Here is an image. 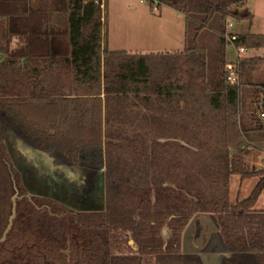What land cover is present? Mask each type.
<instances>
[{"label": "trees", "instance_id": "16d2710c", "mask_svg": "<svg viewBox=\"0 0 264 264\" xmlns=\"http://www.w3.org/2000/svg\"><path fill=\"white\" fill-rule=\"evenodd\" d=\"M159 1L186 16L183 52L103 49L106 4L93 0H0L4 127L26 147L64 150L53 169L65 166L73 175L74 167H83L87 181L105 166L104 208L72 209L50 194L31 198L9 142L0 137V237L13 195L21 197L0 244V264H144L142 253L154 254L156 264H204L200 254L181 251L183 233L198 213L211 214L218 227L204 252L231 253L223 264H264V209L254 208L264 191V170L250 169L231 151L244 152V138L264 130V74L258 83L247 79L261 103L251 115L255 126L242 130L238 122L243 75L261 69L264 56L242 60L239 85L229 84L225 72L228 20L252 23L254 15L248 0ZM237 33L239 45L264 46V33ZM14 38L21 45L12 48ZM133 98L159 101L162 115L153 130L172 140L141 142L142 128L131 126L136 117L127 110ZM204 126L210 141L199 135ZM26 159L20 157L25 168ZM233 174L241 182L258 178L249 196L235 203ZM129 234L138 253L129 254Z\"/></svg>", "mask_w": 264, "mask_h": 264}, {"label": "rangeland", "instance_id": "374dc122", "mask_svg": "<svg viewBox=\"0 0 264 264\" xmlns=\"http://www.w3.org/2000/svg\"><path fill=\"white\" fill-rule=\"evenodd\" d=\"M248 10L254 15L253 22L250 23L248 20L238 21L235 20L236 26L234 27V31L237 32H254V33H264V0H248L247 3ZM164 12L167 9V7H163ZM154 13L159 14L160 11H152V8L150 5L146 2H141V0H107L106 1V11L104 18L107 19V21L104 22V42H106L105 45H108V41L117 44L123 47H131L136 48L138 47L141 49H153L149 50V52H162L165 48H169L168 44L166 43L165 36L161 34L158 26L156 24H148L145 23V18H147L146 14L148 13ZM170 23L167 22V26L169 27ZM238 27V28H237ZM21 45V42L19 39L14 38L11 42V47L15 48ZM170 45V44H169ZM146 47V48H145ZM261 53H264V46L261 48ZM170 51V50H168ZM228 60L232 59L234 57V52L232 50H229ZM259 56V55H258ZM211 60V58H210ZM211 63V61H210ZM217 65L224 70V64L222 62H217ZM220 73V71H219ZM245 73V72H244ZM243 73V74H244ZM264 74V66L256 70L252 73L243 75V81L244 85L241 88V97L238 103V122L240 128L243 130L244 126L246 127H253L255 125L251 124V115L252 112H256L257 107L259 106V103L257 101L255 91L251 85H249V81L247 79L250 77V79L254 83H258ZM250 75V76H249ZM8 96H14V93H11V95ZM130 108H127V110L131 111V118H135V121L132 122L131 126H138L142 128V134L144 141L141 140V142H147L149 146L151 142H167L172 140L173 137L169 136H163L161 132L154 131L153 127L154 125L159 124V118L160 115H162V109L160 107L159 109V101H157L155 98H151L150 102H146L143 99L140 98H133V103L130 102ZM260 113V108H258L257 114ZM3 113L0 112V126L3 127V123L1 122V116ZM158 123V124H157ZM6 128V127H3ZM2 128V129H3ZM1 129V128H0ZM9 130V129H8ZM9 134V141H12L11 145V152L13 154L14 160L16 165L21 169L25 170V167L22 166L20 162V157L26 156V160L30 163L28 166L30 167H44L46 178L43 182L49 183L54 185V183H64L66 186L69 187H75L79 186L80 184H84V177H85V169L83 167L75 169V174L70 175L66 172L65 166H60L54 171L53 169L50 170V165L54 166V163H59L63 160V156L65 155L64 150H38L40 154L36 155V152H34L33 147H27L24 148V152H22V144L25 142L24 140L20 139L19 137H16L13 133V131L10 129ZM1 133V132H0ZM207 133V127L204 126L201 131L199 132V135L202 139L208 140V136H206ZM205 136V137H204ZM16 139L17 143L15 144L13 140ZM176 141L184 142L183 144L188 145L187 142H190L187 138H174ZM244 142L246 143V147L244 152L239 153L238 150L232 149V153L242 156L243 160L247 164V166L250 169L253 170H264V130L260 132L251 133L249 137L244 138ZM210 141V139L208 140ZM60 142V141H57ZM193 142V140H192ZM60 147L63 146L65 149L67 146V143L63 140H61ZM13 145V146H12ZM33 150V151H32ZM43 153V154H42ZM47 158V160H46ZM51 160H50V159ZM168 158V157H167ZM161 160V158H159ZM145 161H150L148 158H145ZM167 166L170 165V160H165ZM53 162V164H52ZM158 163V162H156ZM26 165V168H28ZM22 170V172H23ZM105 171V166L99 171L103 173ZM174 171V169H172ZM53 175L50 177L49 174ZM54 176V177H53ZM258 181L257 177H251L243 182H241L240 176L237 174H233L231 176L230 181V199L232 203H235L237 200V197H240V199H244L249 196L252 189L256 185ZM73 183V184H72ZM105 187V184H104ZM62 193V191L60 190ZM59 192V193H60ZM18 194L20 197V194L18 192H15V194ZM60 193V194H61ZM67 195L68 192H66ZM62 195V194H61ZM75 194H72V199L75 200L74 197ZM58 197L62 198V196L57 195ZM31 197V196H30ZM99 197V196H98ZM102 197V199H101ZM100 197V203L98 206H105V195ZM32 198V197H31ZM73 200V201H74ZM66 201V200H65ZM254 208L257 209H264V191L259 197L256 206ZM195 216V215H194ZM138 218V217H137ZM199 221V220H198ZM187 229V228H186ZM185 232V231H184ZM184 235V233H183ZM163 236L164 240H169V237L171 236V231L168 227H166L163 230ZM122 238L125 239V235H122ZM200 234L198 233L197 236L192 239V242L194 240H199ZM201 241L198 242V244ZM129 243L134 248L132 252L130 253H138V247L135 244V240L131 234H129ZM127 251V250H126ZM181 251H182V243H181ZM139 256H141L144 264H156V256L154 254H145L142 253Z\"/></svg>", "mask_w": 264, "mask_h": 264}, {"label": "crops", "instance_id": "0c3cea01", "mask_svg": "<svg viewBox=\"0 0 264 264\" xmlns=\"http://www.w3.org/2000/svg\"><path fill=\"white\" fill-rule=\"evenodd\" d=\"M163 7H167V9H170V10H166L164 12ZM158 11H160V13L158 15L154 14L153 12L146 14L147 18H145L144 22L148 23V24H156L158 26L159 30L161 31L160 33L163 34V36H165V39L167 40L166 43L168 44L169 48L172 46L171 49L165 48L162 52H149V50H153V49H143V47L141 49H139L138 47H136V48L135 47L134 48L123 47V46H120L117 44H113L109 41H108V45H105L107 41H105V42L103 41V49H107L110 51L125 50L131 54H142V55L143 54H150V53L174 54V53L183 52L185 47H186V41H185L186 16L183 13L178 12L177 10H175V9H173L167 5L161 6ZM105 21H107L106 18H105ZM167 22L170 23L169 27L167 26ZM56 25H57V21L55 19H53L51 22V26L54 27ZM235 26H236V22H235ZM168 50H170V51H168ZM8 132H9L8 134H10V131H8ZM8 137H9V135L5 136V139L8 140L9 145H10L12 143V141H9ZM13 141L16 142L18 140L14 139ZM22 145H24V146H22ZM22 145L21 146L23 149H21V150H22V152H24V148H27V147L25 146V144H22ZM10 147H11V145H10ZM34 152H36V155L40 154V152L38 150H35ZM46 160H47V158H46ZM52 164H53V162H52ZM50 168L51 169L55 168V165L54 166L50 165ZM74 168L79 169L81 167H74ZM33 169L36 170L37 166L33 167ZM41 169L42 170L39 173V176H40V178H44V177H46V174H45L46 170L44 169V167H41ZM53 170L56 171V169H53ZM50 177H51V175H50ZM199 214H201V215H199ZM203 214L204 213L196 214L194 216V218L192 219V221L189 223L187 229L185 230L184 235H183V240H182V252L183 253H198V254H200L202 259H203L204 264H223L225 258L232 256L231 253H225V252H219V251H212V252H204L203 251L207 242L211 238L212 233L218 231V227L214 223V221L211 217V214L207 213V215H205V221L202 220V217L204 216ZM198 233L200 234V239L194 240V242H192V239H194ZM199 241H201V242L198 244Z\"/></svg>", "mask_w": 264, "mask_h": 264}, {"label": "flooded vegetation", "instance_id": "af4514ba", "mask_svg": "<svg viewBox=\"0 0 264 264\" xmlns=\"http://www.w3.org/2000/svg\"><path fill=\"white\" fill-rule=\"evenodd\" d=\"M0 128V137H2L5 142H8V140L5 139V136L9 135V130L1 126ZM14 143L16 144L17 142ZM26 169L27 168H25V170H20H23L22 175L29 190V196L39 193L50 194L53 197L58 198L57 195H60L62 196V199L66 200L67 205L72 209H94L98 207L100 203V195L104 191V178L101 172H97L95 178L92 180L88 179L86 181L84 177L83 179L85 182L82 185L80 184L79 186L74 185L75 187H69L64 183L59 182L54 183V185L44 183L43 181L46 178H40L39 173L35 170L28 171ZM24 172L27 173L24 174ZM66 192H68L69 195H67ZM72 194H75V200L72 199Z\"/></svg>", "mask_w": 264, "mask_h": 264}, {"label": "built area", "instance_id": "2783aa9c", "mask_svg": "<svg viewBox=\"0 0 264 264\" xmlns=\"http://www.w3.org/2000/svg\"><path fill=\"white\" fill-rule=\"evenodd\" d=\"M87 1V0H85ZM95 3L100 4L102 7L106 4L107 0H93ZM141 2H146L150 5L152 10L158 11L161 7L159 0H141ZM227 31L224 34L226 39V46L228 49L234 52V57L229 59L225 65L226 81L232 85H239L241 80V62L244 58L253 56H264L261 53L260 48H251L246 45L238 44V33L234 31L235 22L233 20H228Z\"/></svg>", "mask_w": 264, "mask_h": 264}, {"label": "water", "instance_id": "95a60500", "mask_svg": "<svg viewBox=\"0 0 264 264\" xmlns=\"http://www.w3.org/2000/svg\"><path fill=\"white\" fill-rule=\"evenodd\" d=\"M19 198H21V197H19L17 193L14 194L13 197H12V201H13L12 214H11V216L9 218L8 225H7L6 229L3 232V235L0 237V244L3 243L6 240L7 235H8L9 231L11 230V228L13 226V222H14V220L16 218V215H17V200ZM102 208H104L103 205H102ZM199 215H201V214H199ZM203 215L204 216L202 217V220L205 221V215H207V213H204Z\"/></svg>", "mask_w": 264, "mask_h": 264}]
</instances>
